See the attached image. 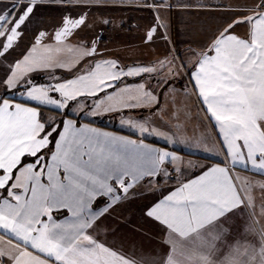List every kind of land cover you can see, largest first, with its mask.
I'll return each instance as SVG.
<instances>
[{"label": "snow or ice", "instance_id": "1", "mask_svg": "<svg viewBox=\"0 0 264 264\" xmlns=\"http://www.w3.org/2000/svg\"><path fill=\"white\" fill-rule=\"evenodd\" d=\"M126 3L156 13L148 42L167 28L161 13L201 7L172 0H86L78 6ZM41 4L0 0V88L12 90L0 95V264H264V180L241 175L264 176V0L226 6L232 16L200 51H191L190 69L171 54L132 66L97 59L95 40H73L87 12L64 17L51 32L33 30L25 44ZM181 69L188 70L222 153L219 162L196 165L199 174L191 178L174 151L145 143L157 136L166 144L215 148L206 136H185L184 108L171 87ZM17 93L25 102H15ZM42 108L62 118H45ZM137 108L150 116L122 124L139 139L78 120ZM161 179L175 186L145 212L160 226L159 251L110 243L106 221L116 208L142 182Z\"/></svg>", "mask_w": 264, "mask_h": 264}, {"label": "crops", "instance_id": "2", "mask_svg": "<svg viewBox=\"0 0 264 264\" xmlns=\"http://www.w3.org/2000/svg\"><path fill=\"white\" fill-rule=\"evenodd\" d=\"M78 2L83 4L86 3V0H71L67 4H61L60 0H42L33 23L29 25L30 30L24 43H28L35 29L51 32L64 17L78 18L79 15L87 12L86 25L77 30L73 40H95L99 53L97 58L112 56L115 60L122 61L121 65L132 66L147 64L156 57L163 58L165 55L171 54L169 58L177 57V65L184 62L189 65L190 69L194 60L191 51H200L202 45L211 39L217 29L224 26L226 21L230 19L232 13L226 11V6L243 3V0H172L174 4L188 3L201 7L182 9L174 6L169 12L161 13L167 28H159L150 42L145 39L146 33L157 24V16L152 9L126 3L124 6L115 8L111 6L107 8L92 7L93 10H91L78 6ZM4 3H8V0H4ZM102 9H108V13L102 16L101 14L100 16L97 14V16L94 13H88L95 12V10L101 13L100 10ZM111 12L112 18L106 19L105 16ZM105 20H108L109 23L104 26L105 29L102 31L101 25L103 24L100 22ZM236 31L242 34L244 28L239 27ZM165 36L167 39L164 38ZM37 82L42 83L44 81L37 77ZM128 82L131 83L132 78H129ZM151 83L155 85L156 81L152 80ZM171 87L175 89L178 94L177 99L181 101L184 108L181 114V123L187 129L186 138L190 139L194 135L197 137L206 136L209 140V146L215 142V148L212 151H205L203 145L198 148L195 144L185 142L166 144L163 139L157 136L145 137V143L174 151L185 162L182 166L185 169V176L191 178L199 174L200 169L196 165L219 162L222 159V153L217 155L220 151V144L217 141L216 129L207 119L201 103L197 101L188 70L181 69V74L175 78ZM161 90L163 89H158V91ZM11 91L5 92L4 88H0V95L11 93ZM15 102L24 101L16 99ZM138 109L141 110L143 116H150L148 110ZM188 109L191 110L188 111ZM51 112L55 113L54 111ZM58 116L56 114V117ZM83 124L116 135L139 139L137 134L124 133L106 125ZM188 161L193 162L191 167L187 165ZM241 175L249 176L254 181L264 180V176L258 174L241 172ZM183 178L181 177V179ZM174 186L175 181L166 179H161L158 183L154 181L152 184H148L146 181L142 182L141 185L137 186L134 194L117 207L109 220L106 221L107 234L105 238L110 243L117 245L122 243L130 250L135 245L137 250L158 252L161 241L160 226L147 218L145 212L148 207L162 198V195H167ZM59 218H62V215ZM261 223H264V220Z\"/></svg>", "mask_w": 264, "mask_h": 264}, {"label": "rangeland", "instance_id": "3", "mask_svg": "<svg viewBox=\"0 0 264 264\" xmlns=\"http://www.w3.org/2000/svg\"><path fill=\"white\" fill-rule=\"evenodd\" d=\"M86 9L93 10V8H88V7H86ZM100 12L101 13H99L98 10H95V12H88V13H94L96 15L99 14V16L101 14V16H102L103 14L108 13V9H102V10H100ZM105 17H106V19L107 18H112V12L109 15H106ZM101 20H104V19H101ZM100 23L103 24V25H101V30L103 31L105 29L104 26L106 24H108V23H104V21H101ZM111 29H112V26H111ZM104 58H106V59H114L112 56L111 57L105 56ZM97 59H99V58H97ZM118 62L121 64L122 61H118ZM5 95L10 96L11 93H6ZM16 99H20V100L24 101V98L21 97L18 93L16 94ZM85 103L87 104V107L84 108V112L87 113V112H89L91 110L92 99L89 98ZM190 110L191 109H188V111H190ZM41 111H42L44 117L47 114L46 118L51 117V116L52 117L53 116L56 117V114L52 113L47 108H42ZM75 111L77 113H79L80 109L76 108ZM141 114H142V112L138 108L135 109V110H125V111H110V112H103L102 111V112H100V114L94 115V116L93 115H80V116H78V120H79L80 124H83V123H90V124L91 123H97V124L106 125V126H109V127L116 128L117 130L123 131L124 133L126 132L128 134H133V135L137 134L138 135L136 130L133 129L131 126H129L127 124H122V120H128V119L138 120L141 117H146L147 116V115L143 116V114L142 115ZM68 116L72 117L73 113L69 112ZM61 118L62 117H60V116L56 117V119H61Z\"/></svg>", "mask_w": 264, "mask_h": 264}, {"label": "trees", "instance_id": "4", "mask_svg": "<svg viewBox=\"0 0 264 264\" xmlns=\"http://www.w3.org/2000/svg\"><path fill=\"white\" fill-rule=\"evenodd\" d=\"M99 125H101V124H99Z\"/></svg>", "mask_w": 264, "mask_h": 264}]
</instances>
